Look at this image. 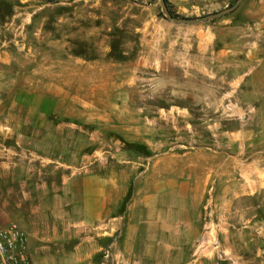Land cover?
Masks as SVG:
<instances>
[{
    "label": "rangeland",
    "instance_id": "obj_1",
    "mask_svg": "<svg viewBox=\"0 0 264 264\" xmlns=\"http://www.w3.org/2000/svg\"><path fill=\"white\" fill-rule=\"evenodd\" d=\"M263 157L264 0L193 25L159 0H0V227L32 264H264Z\"/></svg>",
    "mask_w": 264,
    "mask_h": 264
},
{
    "label": "built area",
    "instance_id": "obj_2",
    "mask_svg": "<svg viewBox=\"0 0 264 264\" xmlns=\"http://www.w3.org/2000/svg\"><path fill=\"white\" fill-rule=\"evenodd\" d=\"M0 264H32L27 236L15 225L0 227Z\"/></svg>",
    "mask_w": 264,
    "mask_h": 264
},
{
    "label": "water",
    "instance_id": "obj_3",
    "mask_svg": "<svg viewBox=\"0 0 264 264\" xmlns=\"http://www.w3.org/2000/svg\"><path fill=\"white\" fill-rule=\"evenodd\" d=\"M244 0H235V2L229 6L228 8L220 11V12H217V13H214V14H209V15H206V16H203V17H198V18H176V17H173L166 5H165V2L164 0H159V3H160V6H161V10H162V13L164 15V17L173 22V23H178V24H189V25H193V24H198V23H203V22H206V21H209V20H213V19H217V18H220V17H223L227 14H230L231 12H233Z\"/></svg>",
    "mask_w": 264,
    "mask_h": 264
},
{
    "label": "crops",
    "instance_id": "obj_4",
    "mask_svg": "<svg viewBox=\"0 0 264 264\" xmlns=\"http://www.w3.org/2000/svg\"><path fill=\"white\" fill-rule=\"evenodd\" d=\"M260 156V155H259ZM259 156H258V158H257V162L256 163H260V158H259ZM262 157V156H261ZM263 160H264V157H263ZM255 164V163H254ZM260 181H258V182H255V181H253L252 183H248V187L251 189V190H254V189H257V190H260ZM100 216V212H99V209L98 210H95V212L92 214V215H90V219H92V218H96V217H99Z\"/></svg>",
    "mask_w": 264,
    "mask_h": 264
},
{
    "label": "trees",
    "instance_id": "obj_5",
    "mask_svg": "<svg viewBox=\"0 0 264 264\" xmlns=\"http://www.w3.org/2000/svg\"><path fill=\"white\" fill-rule=\"evenodd\" d=\"M164 2H165V5H166V7H167V9H168L169 13H170V14H171L173 17H176V18H182V17H178L177 15H174V14H172V12H170V10H169V8H168L167 1H166V0H164Z\"/></svg>",
    "mask_w": 264,
    "mask_h": 264
}]
</instances>
